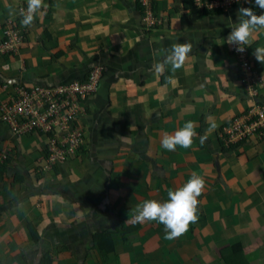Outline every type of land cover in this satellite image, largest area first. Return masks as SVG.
<instances>
[{
  "label": "crops",
  "instance_id": "obj_1",
  "mask_svg": "<svg viewBox=\"0 0 264 264\" xmlns=\"http://www.w3.org/2000/svg\"><path fill=\"white\" fill-rule=\"evenodd\" d=\"M151 1L159 24L146 29L138 0H44L27 28L19 14L26 0H0V42L8 23L23 34L19 53L0 59L2 98L17 87L84 83L102 68L81 122L85 147L50 172H40L46 138H17L0 119V152L10 155L0 169V264H264V140L220 146L221 130L255 102L239 83L227 37L238 9L264 10L255 0L208 13H197L193 0ZM184 42L192 51L180 69L151 70ZM245 46L264 81L253 55L264 29ZM208 117L217 127L201 144ZM188 120L192 146L165 150L162 135ZM193 171L206 184L185 234L166 239L157 221L133 223L137 205L165 201Z\"/></svg>",
  "mask_w": 264,
  "mask_h": 264
},
{
  "label": "built area",
  "instance_id": "obj_2",
  "mask_svg": "<svg viewBox=\"0 0 264 264\" xmlns=\"http://www.w3.org/2000/svg\"><path fill=\"white\" fill-rule=\"evenodd\" d=\"M142 6L143 27L152 29L159 20L151 11V0H138ZM244 0H193V7L199 13L226 12L243 3ZM12 22V21H9ZM23 44V34L13 23H8L4 38L0 42L1 57H14ZM240 53L231 45L241 74L239 83L246 94L255 100L243 114L233 118L224 127L220 137L225 147L250 138L264 140V102H260V90L264 87L262 78L252 70L247 48ZM8 70V67H4ZM102 78V68H95L84 83H74L54 89L43 87H17L9 93L8 87L2 91L9 93L2 98L0 92V119L17 138L27 135L43 136L46 146L40 172L48 173L54 167L77 157L85 147V134L81 124L87 115V103L98 93ZM8 90V91H7ZM243 141V142H244ZM10 160L7 152H0V169Z\"/></svg>",
  "mask_w": 264,
  "mask_h": 264
},
{
  "label": "clouds",
  "instance_id": "obj_3",
  "mask_svg": "<svg viewBox=\"0 0 264 264\" xmlns=\"http://www.w3.org/2000/svg\"><path fill=\"white\" fill-rule=\"evenodd\" d=\"M26 2L27 7L21 9L19 13L21 26L25 28L31 26L37 13L46 7L44 0H26ZM255 4L264 10V0H255ZM9 14L15 15V9L11 5H9ZM238 16V23L232 27V31L227 37V43L235 45V50L242 53L245 50L242 45L249 44L254 34L264 29V13L257 15L252 8L241 7L238 9ZM191 51L192 45L188 42L174 43L169 50L164 51L161 60L154 62L151 70L162 75L167 66H171L172 73H175L184 65ZM159 54L154 53V55ZM253 55L258 62L264 63V46L256 47ZM167 82L175 84L176 81L169 76ZM207 119L209 127L205 134L199 137L201 144L205 143L208 135L217 127L211 117ZM195 128V123L188 120L183 127L174 132H165L161 138V146L167 151H175L177 146L184 149L190 148L197 136ZM205 184L203 176L193 171L183 185L168 191L165 201L148 199L137 205L134 210L133 223L157 221L164 226L166 239L180 237L189 230L191 224L196 223L199 219V197L204 192Z\"/></svg>",
  "mask_w": 264,
  "mask_h": 264
},
{
  "label": "trees",
  "instance_id": "obj_4",
  "mask_svg": "<svg viewBox=\"0 0 264 264\" xmlns=\"http://www.w3.org/2000/svg\"><path fill=\"white\" fill-rule=\"evenodd\" d=\"M138 3H139V2H138ZM195 11H196V10H195ZM196 12H197V11H196ZM197 13H198V12H197ZM203 13H208V12H203ZM261 90H262V89H261ZM261 90H260V91H261ZM259 93H260V92H259ZM260 100H261L260 98H257V101H258V102H260ZM261 102H264V98H263V101H261ZM245 112H246V111H245ZM245 112H244V113H245ZM228 124H229V123H227V124L225 125V127L228 126ZM222 130H223V129H222ZM222 130H221V132H222ZM220 134H221V133H220ZM254 140H255V139H253L252 141H254ZM243 141H244V140H243ZM243 141L236 142V143H234V144H230V145H228L227 147H225L224 144H223V142H222V139H221V137H220V146H221L222 149L225 150L226 152H227V151H232V150L235 149L237 146L241 145V144L243 143ZM255 141H257V140H255ZM244 142H245V141H244Z\"/></svg>",
  "mask_w": 264,
  "mask_h": 264
}]
</instances>
